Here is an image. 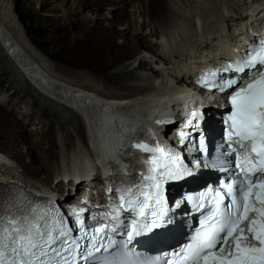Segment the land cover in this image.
Wrapping results in <instances>:
<instances>
[{
  "label": "bare ground",
  "instance_id": "bare-ground-1",
  "mask_svg": "<svg viewBox=\"0 0 264 264\" xmlns=\"http://www.w3.org/2000/svg\"><path fill=\"white\" fill-rule=\"evenodd\" d=\"M10 1L0 0V50L4 45V57L13 71L27 82L33 80L43 91L39 93L42 98L54 105L45 106L33 98L27 103L30 92L10 78L0 57V88L7 82V91H12L0 104V143L8 146L0 149V180L62 195L72 184L62 179L71 174L69 166L80 171L82 157L95 154L91 143H97V131L105 130V122H97L98 115L112 101H128V106H122L114 117L108 112L103 117L115 122L138 117L134 132L146 139L144 143L155 140L154 130H171L150 126L152 119L145 117L167 112L166 102H173L170 81L183 88L173 66L169 68L171 80L163 77L158 66L168 56L164 50L158 55L159 43L171 49L177 65L191 78L202 59L225 58L232 54L231 46L238 38L247 31L256 35L264 24V0H211L214 8H205L204 0H13L14 9ZM24 4L28 5L21 16H26L27 24L14 13ZM29 29L34 31L33 38L24 39ZM42 42L52 44L54 52L40 48ZM46 58L57 64L49 68ZM29 67L34 70L32 76ZM56 73L66 79L57 78ZM57 105L71 113L72 120ZM18 114L20 122L14 118ZM20 143L27 146L24 153L17 149ZM58 152L60 160L50 169ZM26 156L29 162H24ZM53 180L57 181L54 188L49 186ZM96 190L99 196L101 187Z\"/></svg>",
  "mask_w": 264,
  "mask_h": 264
},
{
  "label": "snow or ice",
  "instance_id": "snow-or-ice-1",
  "mask_svg": "<svg viewBox=\"0 0 264 264\" xmlns=\"http://www.w3.org/2000/svg\"><path fill=\"white\" fill-rule=\"evenodd\" d=\"M199 83L221 94L234 89L228 95V128L217 163L224 156L234 157L225 163L235 170L218 187L176 201V208L184 201L191 204L200 214L199 226L165 264H264V41L250 45L244 56L222 69L205 72ZM200 118L199 111H192L185 127L198 131ZM178 136L183 145L189 133L180 131ZM199 144V150L206 151L203 136ZM131 147L146 154L139 161L143 170L130 184L107 190L109 212L92 213V223L86 222L89 209L82 206L64 212L52 201H29L11 211L0 196V264H125L115 251L121 244L116 234L123 231L127 236L122 242L126 249L136 236L170 225L169 214L175 209L169 207L165 186L193 171L171 147L144 142Z\"/></svg>",
  "mask_w": 264,
  "mask_h": 264
},
{
  "label": "rangeland",
  "instance_id": "rangeland-1",
  "mask_svg": "<svg viewBox=\"0 0 264 264\" xmlns=\"http://www.w3.org/2000/svg\"><path fill=\"white\" fill-rule=\"evenodd\" d=\"M27 3H28V1L27 0H25ZM10 4H11V7H12V9H14V3H13V0H11L10 1ZM27 5L28 4H24V7L22 6V7H20L19 8V10L20 11H14V13L18 16V18H17V16H15L16 17V19H19V20H21V22L23 23H25V24H27V19H26V16L25 15H22L21 16V12H22V10H24L26 7H27ZM203 5H204V7L205 8H214V5H211V0H204V3H203ZM39 8V5L38 4H36L35 5V9H38ZM13 13V14H14ZM19 14H20V16H19ZM21 33H22V30H21ZM32 35H34V31L32 30V29H29L28 30V34H26V35H24V39H27V38H33V36ZM30 47V46H29ZM40 48H48V51H53L54 52V50H53V45L52 44H50V43H44V42H42L41 43V46H40ZM1 49L2 50H0V57H1V59H2V64L4 63V65H6L7 66V68L10 70V78L12 79V80H14L18 85H20L23 89H25V90H28L29 92H30V95H31V97H27L26 98V102L27 103H30L31 101H32V98L33 99H37L38 101H40V103H42V104H44L45 106H47L48 104H51V105H54V103H52L51 102V100H44L43 98H42V95H40L41 93H40V89H38L37 88V86L34 84V82L33 81H25V79H23L21 76H19L18 74H17V72H15V71H13V69H14V66L11 64V62L8 60V59H6L7 57H4V53H5V49H4V47H1ZM30 49L33 51V52H35V53H37L35 50H33L31 47H30ZM38 54V53H37ZM7 56V55H6ZM139 56H140V58L141 57H143V56H141V54H139ZM144 59H146V58H144ZM46 63L48 64V67L50 68V65H53V64H57V62L56 61H54V60H52V59H47L46 58ZM72 70H75V71H77L76 69H73V68H71ZM0 73H1V70H0ZM56 75H58V76H60V77H57ZM56 77L57 78H64V79H66V77L65 76H63V75H61V74H58V73H56ZM68 80V79H67ZM84 80V79H83ZM82 80V81H83ZM85 81H91L88 77H85ZM9 84L7 83V82H5L4 84H3V87H1L0 88V104H2L3 105V103H4V99H5V97H7L12 91H7V87H9L8 86ZM36 89H34L32 86ZM40 93V94H39ZM21 106H23V105H21ZM57 107L58 108H60V111L61 112H63L70 120H72V118H73V115L71 114V113H69V112H66V111H64L59 105H57ZM9 109V108H8ZM16 120H18L19 122L21 121V119H22V116L21 115H16V117H14ZM1 146H3V147H8L7 145H2L1 143H0V149H1ZM17 149H21V153H24L25 151H26V149H27V146L25 145V144H23V143H20L19 145H18V147H17ZM61 150V149H60ZM59 150V151H60ZM6 153V152H5ZM7 154V153H6ZM6 157L9 159V161L10 162H12V163H14V164H16V165H18V160L14 157V156H12V154L11 153H8L7 155H6ZM59 160H60V158H59V152H58V155L56 154V155H54V157H53V159H52V161H51V163H49V165H50V169H52V168H56V166H57V164H58V162H59ZM29 162L30 161V159H28V157L26 156L25 157V159H24V162ZM54 165V166H53ZM29 179H32V177H29ZM35 179H37V178H35ZM33 181H35V180H33ZM36 182V181H35ZM57 183V181L56 180H53L52 182H50L49 183V186H51L52 188H54V186H55V184ZM60 193H62V192H60Z\"/></svg>",
  "mask_w": 264,
  "mask_h": 264
},
{
  "label": "water",
  "instance_id": "water-1",
  "mask_svg": "<svg viewBox=\"0 0 264 264\" xmlns=\"http://www.w3.org/2000/svg\"><path fill=\"white\" fill-rule=\"evenodd\" d=\"M28 69H30V70H31V67H29Z\"/></svg>",
  "mask_w": 264,
  "mask_h": 264
}]
</instances>
